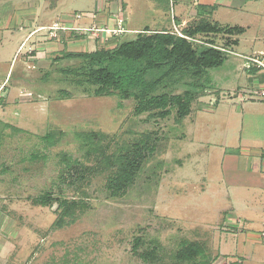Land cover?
<instances>
[{
    "label": "rangeland",
    "instance_id": "rangeland-1",
    "mask_svg": "<svg viewBox=\"0 0 264 264\" xmlns=\"http://www.w3.org/2000/svg\"><path fill=\"white\" fill-rule=\"evenodd\" d=\"M36 2L3 1L0 15L8 14V19L13 5L24 9ZM45 2L50 4V0L38 4ZM102 4V0H60L58 11L70 14L71 20L91 19V23L36 33L22 48L6 38L0 45V264H264V254L258 248L248 254L237 249L245 244L237 238L247 234L246 230L217 222L226 201L218 188L220 157L217 150L203 144L208 138L205 118L212 120V116L197 111L210 96H220L219 89L208 80L197 87L179 86L175 94L191 91L194 101L193 116L178 122L175 112L166 119L137 116L133 101L96 97L92 88L74 84L63 74L64 69L81 64L80 60L63 59L64 51L112 49L137 36L128 29H143L155 16L135 7L124 18L114 17L124 19L128 32L113 36L102 30L113 29L114 23L95 21L102 13ZM5 27L6 23L0 26ZM196 39L218 47L233 42L225 34H200ZM216 73L220 76L221 70L212 69L209 79L217 80ZM64 92L71 97H65ZM196 113L199 121L193 124ZM3 124L13 128L5 130ZM50 133L55 134L56 144L47 147L44 138ZM85 133L107 135L110 154L147 136L157 150L135 184L121 196L110 193L109 175L91 179L82 189L89 193L90 208L79 214L73 225L54 228L58 203L41 206L35 200L47 193L61 199L79 195L75 187L59 180L61 157L68 154L86 160L87 148L81 138ZM185 242L202 245L205 256L190 263L178 262L175 256ZM152 250H156L157 260L143 261L140 254Z\"/></svg>",
    "mask_w": 264,
    "mask_h": 264
},
{
    "label": "crops",
    "instance_id": "crops-1",
    "mask_svg": "<svg viewBox=\"0 0 264 264\" xmlns=\"http://www.w3.org/2000/svg\"><path fill=\"white\" fill-rule=\"evenodd\" d=\"M3 1L6 0H0V6L5 5ZM102 1V13L95 20L99 24L115 25L114 17L124 18L125 13L135 7L144 9L145 14L155 15L152 24L143 29L127 28L137 34L145 30H183L201 20L223 28L243 30L239 35L229 36L233 40L229 50L237 58L227 57L219 67L220 76L216 73L217 80L210 78L211 84L219 89L220 96H210V101H203L204 105L197 112L211 114L212 120L209 116L205 118L208 119L205 121L208 138L202 143L217 150L220 157L221 185L218 188L222 189L226 201L217 222L222 220L224 224L247 231V234L241 233L243 237H236L237 240H245V244L237 245L239 251L248 254L258 248L264 254V101L245 100L240 93L247 89L264 88V72L248 70L242 61L245 57L264 54V0ZM38 3L40 0L24 9H16L13 5L9 13L12 16L8 19V14L6 17L0 15V26L6 23L4 29L0 28V45L6 38L15 40L22 48L30 44L36 33L51 31L56 24L65 27L91 23V19L81 22L71 20L70 14L58 11L60 0H50V4L45 2L44 5ZM4 33H7L6 36ZM235 49L240 51L235 52ZM191 114L193 116V110ZM197 115L194 114V119H191L193 124L199 121ZM245 235H248L247 238Z\"/></svg>",
    "mask_w": 264,
    "mask_h": 264
},
{
    "label": "trees",
    "instance_id": "trees-1",
    "mask_svg": "<svg viewBox=\"0 0 264 264\" xmlns=\"http://www.w3.org/2000/svg\"><path fill=\"white\" fill-rule=\"evenodd\" d=\"M242 32L240 28H223L207 20L183 29L181 35L174 31L145 30L134 39L119 42L112 49L79 53L64 51L63 59L80 60L81 64L62 72L74 84L92 88L96 97L117 96L121 102L133 101L137 116L150 114L166 119L175 112L177 121L182 122L192 113L194 94L191 91L175 94L176 89L186 84L197 87L201 82H210L209 70L221 67L229 55L221 48L229 49L233 43L218 47L212 42L199 44L188 38L196 39L199 34L235 36ZM187 80L193 82L187 83ZM63 94L71 97L68 92ZM12 128L3 124L5 130ZM81 138L87 148V159L81 161L68 154L62 155L59 178L62 183L75 187L79 195L61 199L47 193L35 200L41 206L58 203L59 217L54 228L73 225L79 214L90 208L87 201L89 193L82 189L90 185L91 179L109 175L107 187L110 193L114 197L121 196L135 184L149 157L157 150L156 144L151 143V136L116 154L109 153L108 136L105 134L85 133ZM44 140L47 147L56 144L55 134L46 135ZM204 254L205 250L199 243L185 242L175 259L190 263ZM140 257L145 262L155 261L156 250L146 251Z\"/></svg>",
    "mask_w": 264,
    "mask_h": 264
},
{
    "label": "built area",
    "instance_id": "built-area-1",
    "mask_svg": "<svg viewBox=\"0 0 264 264\" xmlns=\"http://www.w3.org/2000/svg\"><path fill=\"white\" fill-rule=\"evenodd\" d=\"M77 18H81L80 15L77 16ZM124 19H119V18H115V25L114 28L109 30H102L103 32H111L113 36H119L121 34H126L128 31L125 29L124 27ZM66 27L61 26L60 28L56 25H54V27H51V31L53 30H65ZM72 30H81L78 28H74ZM180 34V32H179ZM181 35V34H180ZM191 41H194L196 43L202 44V42L198 41L197 39H190ZM222 51H224L225 53L231 55L234 54L231 50L229 49H225V48H221ZM245 68L250 70V69H257L258 71H264V54H260L258 56H254V57H245ZM243 96L245 100H262L264 101V88L262 89H247L243 92Z\"/></svg>",
    "mask_w": 264,
    "mask_h": 264
}]
</instances>
